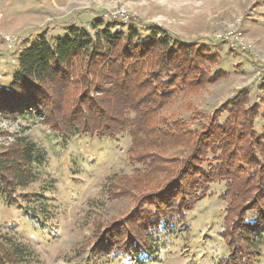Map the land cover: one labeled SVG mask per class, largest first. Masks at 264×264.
<instances>
[{"label":"rangeland","instance_id":"obj_1","mask_svg":"<svg viewBox=\"0 0 264 264\" xmlns=\"http://www.w3.org/2000/svg\"><path fill=\"white\" fill-rule=\"evenodd\" d=\"M121 9L126 18L115 19ZM149 25L212 53L207 75L222 74L219 81L196 93L179 90L173 103L162 110L168 123L186 122L196 130L213 123L216 114L224 122L229 113L223 107L242 97L247 108L260 109L255 129L264 134V0H0V86L12 84L20 52L42 35L52 40L65 37L68 28H77L96 36L110 26L125 34L138 30L146 37L149 33L144 29ZM20 135L43 148L47 162L35 181L19 191L31 200L7 203L0 194L1 233L31 251L19 264L231 263L232 248L224 234L236 219L226 220V181L212 184L209 195L185 212L183 221L176 217L171 229L162 226L155 232L150 250L138 256L139 261L123 253L120 235L134 229L128 221L138 209L133 194L121 187L130 185L126 178L147 171L131 155L130 135L60 138L38 118L0 115V148ZM178 150L165 154L166 169L174 168L169 158ZM144 209L151 215L155 207ZM247 217L257 220L252 211ZM112 230L118 248L106 246V236L99 238ZM251 234L253 259L245 263L264 264V220ZM237 243L243 249L244 242Z\"/></svg>","mask_w":264,"mask_h":264},{"label":"trees","instance_id":"obj_2","mask_svg":"<svg viewBox=\"0 0 264 264\" xmlns=\"http://www.w3.org/2000/svg\"><path fill=\"white\" fill-rule=\"evenodd\" d=\"M67 30L65 37L52 40L42 35L20 52L12 84L0 86V115L38 118L60 138L130 135L131 155L147 171L126 178L130 185L121 187L133 194L138 209L128 221L134 229L120 235L123 253L138 260L150 250L155 232L162 226L171 229L176 217L183 221L185 212L209 195L212 184L226 181V220L236 219L224 234L232 248L228 264L252 263L251 233L264 220V134L255 129L260 109L247 108V99L237 97L223 107L229 113L224 122L216 114L213 123L196 130L181 121L172 126L162 110L179 90L196 93L221 79V72L207 75L205 70L212 53L155 25L145 27L146 37L110 26L96 36ZM177 149L169 158L174 168L166 169L165 154ZM46 162V151L22 135L0 148V194L7 203L31 200L19 191L35 181ZM149 206L155 207L151 215L144 211ZM250 211L257 220L249 221ZM115 230L99 237L106 236V246L119 247ZM236 240L244 242L243 249L241 243L234 245ZM30 252L0 228V264H19Z\"/></svg>","mask_w":264,"mask_h":264},{"label":"built area","instance_id":"obj_3","mask_svg":"<svg viewBox=\"0 0 264 264\" xmlns=\"http://www.w3.org/2000/svg\"><path fill=\"white\" fill-rule=\"evenodd\" d=\"M125 14H126V11L121 9L117 13L114 14V16H115L114 18L115 19H125L126 18ZM7 40H8V42H12V40L10 38H8Z\"/></svg>","mask_w":264,"mask_h":264}]
</instances>
